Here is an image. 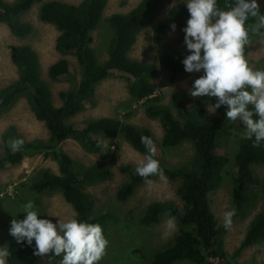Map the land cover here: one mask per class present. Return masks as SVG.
I'll use <instances>...</instances> for the list:
<instances>
[{
	"label": "trees",
	"instance_id": "16d2710c",
	"mask_svg": "<svg viewBox=\"0 0 264 264\" xmlns=\"http://www.w3.org/2000/svg\"><path fill=\"white\" fill-rule=\"evenodd\" d=\"M41 1L39 19L52 24L59 32L56 38L57 51L65 55H75L79 68V82L59 92L61 103L53 102L51 91L41 77L40 65L35 51L28 45H11L10 57L17 68L18 77L10 85L0 90V112L10 106L19 97L25 96L30 110L36 119L42 121L49 131L46 139L36 138L23 141L19 150L9 147L11 131L3 134L5 144L0 145V169L19 163L23 157L44 153L58 163V173L43 170L30 184L36 192L59 191L74 210L78 220L97 223L103 228L110 215L108 212L95 213L94 197L85 190L87 185L104 179L110 168L104 162L84 165L74 160L71 155L60 148V143L71 138L89 153L105 149V139L110 141L122 137L140 153L147 149L140 142V137L152 139L154 152L152 158L159 162V173H165L171 180L180 179L177 188L178 197L185 204L180 209L174 202L157 201L147 205L140 221L144 225L156 224L164 214L172 215L179 229L173 241L152 256L153 264H174L191 262L192 264H213L217 258L226 259L229 264L240 257L242 252L257 243L264 242V204L249 222L239 246L231 255L225 249L224 237L227 227L220 225L211 208L210 194L223 182L226 166L230 159L225 152H218L224 140L233 135L237 150L233 156L231 172V209H235L232 218H245L257 205V187L264 181L259 180L253 171L254 165L264 164V142L258 147L252 146L251 140L243 138L244 133H233L226 118V105L216 108L208 118H204L207 107L217 102L216 97H191L186 92L174 91L171 94V106L161 103V93L153 84V78L159 72V65L153 62L132 59L128 53L135 44L139 33L151 25L166 9L169 0H140L136 6L125 13H113L108 18L112 28V38L108 47L107 58L99 62L92 42L91 31L103 16L108 0H81L77 4L59 0H0V22L7 25L12 34L24 37L31 32L32 26L20 17L34 3ZM235 0H216V6L227 11L234 6ZM259 14H264V6L259 5ZM188 12L185 4L175 7L166 22L155 26V34L169 37L175 52L164 55L160 65L166 70L169 82L191 76L190 82L203 74L188 73L184 70L182 60L188 55L184 44L183 28L186 26ZM175 24V31L170 28ZM248 41L260 38L264 27H260L256 17H249L245 22ZM248 43L244 46L246 58ZM247 60V59H246ZM264 70V63L254 67ZM124 76L128 82L129 94L136 101H142L149 117L158 118L164 133L160 142H155L149 128L137 127L118 117H99L86 122H69L85 105L95 104V85L111 74ZM52 80H71L73 71L66 57H61L48 68ZM258 117L253 116V119ZM184 141H190L194 154L180 166L170 167L161 159L164 148H171ZM129 178L117 191L119 200L127 199L140 183L152 179L138 176L125 165ZM1 192V187H0ZM1 199V198H0ZM230 209V210H231ZM38 218H51L38 214ZM10 264H39V255H34L35 244H8ZM59 258L51 251L47 254L48 264H59Z\"/></svg>",
	"mask_w": 264,
	"mask_h": 264
},
{
	"label": "rangeland",
	"instance_id": "374dc122",
	"mask_svg": "<svg viewBox=\"0 0 264 264\" xmlns=\"http://www.w3.org/2000/svg\"><path fill=\"white\" fill-rule=\"evenodd\" d=\"M12 2L13 0H5ZM47 1V0H42ZM77 4L81 0H59ZM140 0H108L101 20L91 31L92 42L99 62L104 61L108 55V47L112 38V28L107 18L113 13H125L138 4ZM185 4L184 0H169L164 12L138 35L135 44L128 55L132 59L153 62L159 65V72L152 82L161 93V103L171 106V94L174 91H183L187 94L191 90V76H185L175 82L168 81L166 70L160 65L161 58L175 52L172 34L161 37L155 34V26L159 22H166L170 12L177 6ZM264 6V0H258ZM41 1L33 6L20 18L29 22L31 32L19 37L9 30L6 24L0 22V90L17 77V68L10 57L11 45H28L36 53L40 65L41 77L46 81L53 102L61 103L59 92L75 86L80 79V68L75 55H61L55 45L58 30L50 23L39 19ZM66 57L73 71L71 80H52L48 76L49 66ZM248 63L256 67L264 63V32L260 38L248 41ZM211 104H206L207 111L204 118L214 112H209ZM118 117L125 122L137 127L149 128L155 142H160L164 133L158 118L149 117L142 101H136L129 94L128 82L124 76L111 74L95 85V104L85 105L69 122H86L99 117ZM233 133H245L242 121L229 120ZM11 131V141L14 139L30 141L36 138L46 139L49 131L42 121H39L30 110L25 96L19 97L10 106L0 112V145L5 144L3 134ZM105 149L97 153L86 152L80 144L71 138L60 143V148L67 152L78 163L90 165L104 162L109 168V175L85 187V190L94 197L93 211L95 213L108 212L110 217L102 228L108 241L104 254L98 264H153L152 256L158 250L171 243L178 232L179 225L170 214H164L153 225H144L140 217L148 204L157 201L174 202L180 209H185V204L178 197L177 188L180 179L171 180L165 173H159L152 179L140 183L133 193L125 200L117 198L119 187L128 180L129 173L124 170L129 165L135 171L138 163L147 153H140L122 137L112 141L105 139ZM237 150V142L233 135L227 137L218 152H225L230 159L226 166L223 182L220 187L210 194L211 208L220 225L224 223V213L231 209V172L233 156ZM194 154V147L190 141H184L171 148H164L161 159L170 167L180 166ZM254 173L259 180L264 181V164L254 165ZM43 170L58 173V163L44 153H36L23 157L13 165L0 169V249L8 254V244L15 239L9 235L8 229L13 218L23 219L22 206L27 201H32L38 214H43L53 221L67 220L75 217L73 206L65 200L62 193L36 192L29 188V184L40 176ZM262 185L257 187L258 201L256 207L243 219L231 218L224 237L225 249L229 253L239 246L247 226L254 215L259 212L264 204ZM62 255L59 258H62ZM4 264H10L9 255L4 257ZM39 264H48L47 254L39 255ZM174 264H192L191 262H176ZM216 264V260L214 263ZM232 264H264V242L246 248L240 257L232 260Z\"/></svg>",
	"mask_w": 264,
	"mask_h": 264
},
{
	"label": "clouds",
	"instance_id": "9594fccd",
	"mask_svg": "<svg viewBox=\"0 0 264 264\" xmlns=\"http://www.w3.org/2000/svg\"><path fill=\"white\" fill-rule=\"evenodd\" d=\"M188 19L183 28L184 44L189 53L181 62L188 73L203 74L192 82L191 97H216L217 102L208 108L214 112L226 105V118H239L245 126L243 138L252 141L253 147L264 142V70L255 69L246 60L243 51L248 43L245 22L256 17L264 27V14H259L258 0H235L234 6L224 11L216 6V0H184ZM175 31L176 25H170ZM258 117L253 119V116ZM140 142L147 155L135 168V173L147 178L158 174L159 162L152 158L153 141L146 136ZM22 140L9 143L12 151L19 150ZM23 219L13 218L9 235L16 242L35 244L34 255L48 254L60 257V264H98L108 241L101 226L70 218L55 224L38 218L32 201L22 206ZM235 209L224 213L225 227L230 226ZM7 252L0 249V264H4Z\"/></svg>",
	"mask_w": 264,
	"mask_h": 264
},
{
	"label": "water",
	"instance_id": "95a60500",
	"mask_svg": "<svg viewBox=\"0 0 264 264\" xmlns=\"http://www.w3.org/2000/svg\"><path fill=\"white\" fill-rule=\"evenodd\" d=\"M216 264H229L226 259L223 258H217Z\"/></svg>",
	"mask_w": 264,
	"mask_h": 264
}]
</instances>
